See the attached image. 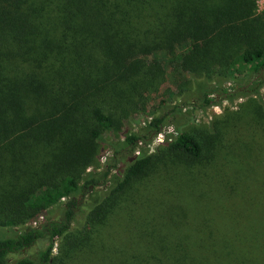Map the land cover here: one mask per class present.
<instances>
[{"label":"trees","instance_id":"trees-1","mask_svg":"<svg viewBox=\"0 0 264 264\" xmlns=\"http://www.w3.org/2000/svg\"><path fill=\"white\" fill-rule=\"evenodd\" d=\"M263 88L258 0H0V264H264Z\"/></svg>","mask_w":264,"mask_h":264},{"label":"rangeland","instance_id":"rangeland-1","mask_svg":"<svg viewBox=\"0 0 264 264\" xmlns=\"http://www.w3.org/2000/svg\"><path fill=\"white\" fill-rule=\"evenodd\" d=\"M258 4H259V7L260 9H264V0H258ZM177 87H176V84L172 81V79L169 77L168 80L164 83L162 89H161V93H162V98H165V99H169V94L167 93L168 91H171V92H177ZM262 92H264V88L262 89ZM221 103L220 105H210V106H207L205 108H201L200 106L198 107H194L191 112V115H190V122H189V125L186 127L187 129H190V128H201L203 127L204 125L206 124H209L210 122H212V119L215 117V116H221L223 112H225L226 110H231V111H237L239 109V104L244 100V99H240V98H237L235 99L234 101L233 100H229L228 98H219ZM170 100V99H169ZM159 99H153L152 100V104L154 105H158V102ZM215 99L213 101V103H215ZM172 126V125H170ZM166 127V126H165ZM173 127V126H172ZM138 126H134V130H138ZM157 134L156 133L154 136H153V142L155 144H157L155 142L156 140V137H157ZM113 153V150L110 146H107L105 148V150L103 151L102 153V157L99 161L100 163V168H103L105 167L108 162L111 161L110 157ZM114 172V171H113ZM127 209V213L126 215L127 216H131L133 215V213L130 211L129 207H126ZM136 218V215L135 217ZM58 248L56 249V253L58 252Z\"/></svg>","mask_w":264,"mask_h":264},{"label":"built area","instance_id":"built-area-1","mask_svg":"<svg viewBox=\"0 0 264 264\" xmlns=\"http://www.w3.org/2000/svg\"><path fill=\"white\" fill-rule=\"evenodd\" d=\"M173 132H174V126L172 127L169 125V126L163 127L162 130L160 132H158V134H157V137L155 140V142L157 143L156 145L162 143L165 140L166 135L173 133Z\"/></svg>","mask_w":264,"mask_h":264}]
</instances>
